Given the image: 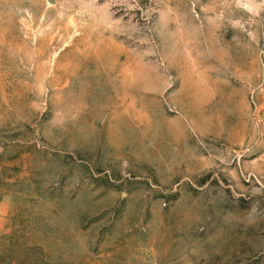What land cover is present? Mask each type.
Returning a JSON list of instances; mask_svg holds the SVG:
<instances>
[{
    "label": "rangeland",
    "instance_id": "374dc122",
    "mask_svg": "<svg viewBox=\"0 0 264 264\" xmlns=\"http://www.w3.org/2000/svg\"><path fill=\"white\" fill-rule=\"evenodd\" d=\"M0 264H264V0H0Z\"/></svg>",
    "mask_w": 264,
    "mask_h": 264
},
{
    "label": "crops",
    "instance_id": "0c3cea01",
    "mask_svg": "<svg viewBox=\"0 0 264 264\" xmlns=\"http://www.w3.org/2000/svg\"><path fill=\"white\" fill-rule=\"evenodd\" d=\"M3 211V207H0V212H2Z\"/></svg>",
    "mask_w": 264,
    "mask_h": 264
}]
</instances>
